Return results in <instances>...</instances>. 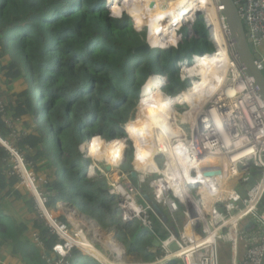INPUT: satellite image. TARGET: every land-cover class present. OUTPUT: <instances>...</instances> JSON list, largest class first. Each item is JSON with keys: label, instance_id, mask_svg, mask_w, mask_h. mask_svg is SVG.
I'll use <instances>...</instances> for the list:
<instances>
[{"label": "trees", "instance_id": "1", "mask_svg": "<svg viewBox=\"0 0 264 264\" xmlns=\"http://www.w3.org/2000/svg\"><path fill=\"white\" fill-rule=\"evenodd\" d=\"M108 2L114 24L109 20L105 0H0V138L22 156L26 165L49 170L48 185L43 186L50 193L49 207L59 201L70 204L102 229L117 230V238L126 245L128 255L139 256L142 238L148 235L141 229L137 235L131 233L130 242L126 240L115 198L108 194L104 178L87 177L90 159L79 147L88 140V147L98 141L102 146L118 144L125 150L123 127L128 129L138 102H153L143 97L158 82L163 83L157 75L160 73H151L154 68L159 65L158 69L169 75L166 93H176L177 88L186 87L177 77L176 62L207 54L212 46L198 16L193 26L198 38L184 41L177 49L165 50L184 38L183 32L192 27L194 17L186 18L193 12L180 21L168 15L150 22L144 19L141 4H131L132 12H126L121 0ZM165 20L166 23H157ZM180 24L174 41L173 29ZM149 35L151 40L153 35L169 40L153 46L163 49L159 51L163 55L160 64L154 54L132 53ZM19 81L22 88L13 92L11 86ZM155 95L158 98L161 93ZM129 133L135 142L134 132ZM12 167L11 153L0 148V243H5L11 255L19 257L23 264H43L40 250L23 237L28 229L26 216H37L31 217L30 225L47 250L58 238L43 226L30 194L17 187L19 177Z\"/></svg>", "mask_w": 264, "mask_h": 264}, {"label": "built area", "instance_id": "2", "mask_svg": "<svg viewBox=\"0 0 264 264\" xmlns=\"http://www.w3.org/2000/svg\"><path fill=\"white\" fill-rule=\"evenodd\" d=\"M233 2L249 42L256 52L264 42V0ZM108 7L109 2L105 0V9L109 12ZM215 8L216 10L212 9L211 17H206L204 12L196 14V17L202 15L207 32L206 39L211 44L212 51L192 55L190 59H183L175 64L179 81L188 82V86L177 93L168 94L166 88L169 75L165 72L157 75L163 79L160 87L162 96L178 98L184 91L193 89L194 82L201 80L200 74L190 76L187 69L195 65L197 58L217 54L220 43L226 41L231 68L221 74L220 68L224 63L220 61L217 63L218 68L212 72L223 77L219 90L213 93L210 86L198 90L200 95L193 97L192 105H183L184 114L190 112L187 118L183 119L178 114L173 120L165 118L166 130H158L161 139L157 144L158 151L149 159L137 155L136 147L129 139L125 127L126 137L121 139L125 151L128 149V142L131 143L133 151L129 171L120 168L124 158L117 165H110L107 171L105 166L100 168L99 162L93 160L87 151L85 153L86 143L83 142L84 148L79 150L82 154L85 153V158L92 159L87 166V177L105 179L108 194L116 200L120 222H138L153 239L159 241V246L152 249L156 255L154 260L134 264H167L172 261L180 264H219L218 243L230 247L229 264L261 263L264 253V101L255 92L251 80L240 67L238 57L232 50L222 15L224 8L218 0H215ZM196 17L192 27L184 30V38L180 37L176 46L165 50L177 49L188 40L187 34L192 33ZM109 20L114 24L111 17ZM255 64L261 70L260 63ZM211 75L209 73L208 79L215 80ZM2 111L3 105L0 102V112ZM138 112L137 106L133 119ZM12 136L16 137L13 133ZM140 141L145 146L142 138ZM214 160L224 161L226 166L214 164ZM11 161L13 173L19 177L17 187L30 194L35 202L38 218L58 238V242L47 250L39 233L36 230L31 232V243L40 250L41 262L73 264V251H82L68 238H79L81 233L88 238L87 224L91 223L66 202L59 201L49 207L50 193L43 190V186L48 185V180L39 178L34 171V165H26L22 156L19 157L14 151L11 153ZM169 168L181 175L173 176L168 171ZM131 171L136 173L135 183L130 178ZM206 172L218 173L216 176L205 177ZM252 172L259 173L255 176L256 183L246 191L245 198L241 199L238 191L244 187ZM144 185L150 190L153 203L168 210V219L174 226L177 225L175 215L181 212L183 222L177 235L169 234L162 240L159 238L160 234L155 231L152 220V214L156 213L147 202L148 195L142 190ZM239 201L242 202V208L237 205ZM45 211L52 214V222ZM247 219H250L249 229L242 225ZM91 242L93 243L92 239ZM240 243L243 244L242 251L239 249ZM172 244L177 246V250L169 249ZM0 264L4 263L0 260Z\"/></svg>", "mask_w": 264, "mask_h": 264}, {"label": "bare ground", "instance_id": "3", "mask_svg": "<svg viewBox=\"0 0 264 264\" xmlns=\"http://www.w3.org/2000/svg\"><path fill=\"white\" fill-rule=\"evenodd\" d=\"M112 1H114V0H112ZM151 3H153V9H150ZM143 8H144L143 9V15H144V17H146L144 19H146L148 21H150V20L158 21L161 19V17L164 14H166L167 12H170V11L171 12L177 11V14H174V15L178 18V21H180L182 16L188 15L191 12H193V14L188 16V18H186V19L195 17L197 13H202V12H204L207 15L206 17H211L213 10H216L215 0H143ZM189 9H192V10L189 13L185 14V11H187ZM125 10H126V12H132V11L127 10V8H125ZM126 12H124V13L127 15V17L135 23V21ZM174 15L172 14L171 16H174ZM166 22H164V23H166ZM157 23H159V22H157ZM161 24H163V23H161ZM181 24L178 27L173 29V32L175 33L174 34V41L176 40V36H177L178 31L180 30ZM170 26L174 27L171 24H170ZM147 29L150 32L149 27H147ZM150 35H151V32H150ZM150 35H149V39L146 42L142 43V45L145 44L149 49H152V47L154 46V45H152L154 43V41H152L150 39ZM160 37L161 36H159L160 40H167V38L165 36H162L161 38ZM167 41L169 42V40H167ZM156 44L157 43L155 42V45ZM226 44H227L226 41L220 43V49L218 50L217 54H209L207 56H204L203 58H197L195 65L193 67L187 69L190 76L200 74L201 80H198L197 82L193 81L194 82L193 89H189L188 91H184L178 97L179 99L174 98V100L171 102V98H164V97L161 98L162 95L158 96V98H157V95H155V94H157V92L158 93L160 92L162 94L160 87L162 86L163 83H161V82H158L157 84L155 83L156 86L151 90V93H149L147 96L143 97V100H145L146 97L152 98L153 102L146 101L145 104L142 102L140 105L139 117L136 119V127H134V130H135L134 136L137 135V137L139 138V146H140L139 149L141 152L138 150L136 143L133 140L132 141L136 147L138 156L142 155V157L149 159L150 156H152V155L154 156L155 153L158 151L157 144H159V142L161 141L158 130L159 129L166 130L165 123H164L165 118H169V119L173 120V117L176 118L177 114L182 116L183 119H185V118H187V116H189L190 112H186L184 114L185 108L183 110H181L180 112L177 111L176 108H178L179 105H181V107L184 104L192 105L193 97L200 95V92L198 90H203V89L207 88L208 86H210V90L213 93H215L219 90V88L223 82V77L222 76L219 77L220 75L213 74L212 72L215 70V68H218L217 63L220 61H223V63H224L223 67L220 68L221 74H224L229 68H231V60L227 54ZM201 60L204 63V65H203L204 67H202L199 64V62ZM209 73L212 74L211 78H213L215 80H209L208 79ZM204 74H205V76H204ZM150 79L154 80L152 78H149L147 80H150ZM147 80L142 85V88H144V85H146ZM141 97H142V94H141ZM140 102H141V100L139 101V103ZM141 115H143V117H141ZM128 127H130V126L128 125ZM129 131H130L129 129H126V133H128L130 135ZM140 138L143 139L145 146H142ZM99 140L101 141V139H99ZM85 146H86L85 149L88 152L87 154L92 156L93 159H95L97 161L102 160V161L106 162L105 168L109 167L110 165H117L124 158V156L121 157L120 151H119V148L117 145L104 148V147H102L101 144L96 142L94 144H91L89 147L87 146V144ZM105 146H108V145H105ZM123 154H124V149H123ZM213 163L214 164H223L224 166H226L224 161L219 162V160H214ZM152 164H153V166L156 167L154 162ZM168 171H170L173 176L181 175L180 172L174 171L171 168H169ZM226 184L229 186V181H227ZM227 185H226V187H227ZM45 214H46L47 218L50 220V222H52V217L49 216L48 212L45 211ZM94 229L95 228H92V227L89 228L92 235L96 233ZM68 239L72 244L79 246V248L82 252H84L85 254L89 253L90 256L92 255V257H95L96 259L100 260L103 264H125L124 261L121 260V259H123L122 257L124 256L123 250L117 244L112 243V242L110 243L111 239H110V241L105 240L106 243L104 244L105 245L104 247L106 248L107 251H109L111 253L112 256H114L116 261H111L106 256H105L106 257L105 258L102 255V253L99 252L96 249V247H94L91 240L88 239L86 236H84V234H82V233L80 234L79 238L69 237ZM84 249L88 250L89 252L85 251Z\"/></svg>", "mask_w": 264, "mask_h": 264}, {"label": "rangeland", "instance_id": "4", "mask_svg": "<svg viewBox=\"0 0 264 264\" xmlns=\"http://www.w3.org/2000/svg\"><path fill=\"white\" fill-rule=\"evenodd\" d=\"M122 1V4H123V6L125 5V8H127V10H129V11H131L129 8H130V5L131 4H134V5H136V6H139L140 4H141V11H142V15H143V0H121ZM107 13H108V16H109V12L107 11ZM174 15V14H177V11H175V12H167L166 14H164L162 17H161V20H163L166 16H168V15ZM175 16V15H174ZM200 18H201V16L202 15H198ZM198 16L195 18V20H194V22L196 21V19L198 18ZM110 17V16H109ZM202 19V18H201ZM164 22H166V20L165 21H163V22H159V23H164ZM204 23V22H203ZM186 30V29H185ZM158 32V31H157ZM147 33H148V30H147ZM187 36H188V40L187 41H189L191 38H198L197 36H196V34L194 33V30H192V33H188L187 34ZM162 37V36H161ZM160 37V38H161ZM187 38V37H186ZM152 41H154V43L152 44V45H154L155 46V42L156 43H158L157 44V47H159L161 44V41L162 40H160L159 39V36H157V35H153V37H152ZM192 46V44L189 46V47H191ZM153 48V47H152ZM159 49H154V50H150V52H149V54H154V55H156V60H157V64L159 63H161L162 62V60L160 59V57H162L163 55L158 51ZM152 52V53H151ZM196 53H198V52H196ZM199 64L202 66V67H204L203 65H204V63L202 62V60L199 62ZM198 65V64H197ZM157 67V68H156ZM155 68H154V70L151 72L152 74H157V73H162V71L161 70H159L158 68H159V65L158 66H156ZM169 84H170V81H169ZM168 84V85H169ZM186 84V86H188V82H186L185 83ZM185 87V86H184ZM184 87H180V88H177L176 89V93H177V91L178 90H180V89H183ZM162 95V94H161ZM163 96H161V98H162ZM179 99V98H178ZM140 100V99H139ZM174 99H172L171 98V102L173 101ZM141 103L142 102H138V104L139 105H137L138 107H139V112H138V114H137V116H136V118H134L133 120H131V122L129 121V123L128 124H130V127H128V129L130 130H132L133 132H134V134H135V130H134V127L136 126V119L139 117V113H140V105H141ZM157 106V105H156ZM185 107L184 106H182L181 107V105H179L178 106V108H176L177 109V111L178 112H180L181 110H183ZM135 114H136V111H135ZM135 114H133V117L135 116ZM132 117V118H133ZM141 117H143V115H141ZM134 122V125H131L133 122ZM125 127L126 126H124L123 127V130H124V132H125ZM130 130V132L133 134V132ZM133 134V135H134ZM134 140H135V143H136V145H137V147H138V150L140 151V149H139V138L137 137V135H136V137L134 136ZM96 142H98V141H95L94 143H96ZM93 143V144H94ZM99 144H100V142H98ZM87 144V143H86ZM102 145V144H101ZM118 146V148H119V151H120V155H121V157L122 156H124V161H123V163H122V165L120 166V168L123 170V171H129L130 170V163H131V161H132V154H133V151H132V146L131 145H129L128 144V149H126V151H125V155L123 154V149L118 145V144H111L110 146ZM109 146V145H108ZM107 147V146H106ZM14 151V150H13ZM86 151L87 150H85V153H86ZM141 152V151H140ZM84 153V154H85ZM18 155V154H17ZM19 157H20V155H18ZM90 156V155H89ZM92 159H93V157L92 156H90ZM87 158V157H86ZM91 158H89V159H91ZM143 158H145V157H143ZM91 159V160H92ZM93 160H95V159H93ZM99 162V167L100 168H103L104 166H105V163L106 162H104V161H98ZM44 164V163H43ZM139 164H137V166H138ZM34 171H35V173L38 175V177L39 178H45V179H50V177L48 176V173H49V170L48 171H43V170H41V169H39V166L38 165H35L34 166ZM29 172V171H28ZM52 179V178H51ZM134 181H133V183H135V179H133ZM142 190H143V192L145 193V194H147L148 195V197L149 198H151V192H150V190L148 189V187H147V185H144L143 186V188H142ZM21 192L22 193H25V190H21ZM50 211H52V210H50ZM8 213V214H7ZM6 214L7 215H9L10 217H13L14 219H16V220H19L17 217H16V215L13 213V212H10V211H7L6 210ZM177 216H178V221L179 220H182L183 218H182V214H181V212H179V213H177ZM31 217H35V218H37V216L35 215V214H32V216ZM31 217L29 216L28 217V220H31ZM86 217V216H85ZM88 218V217H87ZM25 220H27V219H25ZM87 221H89V223H91L90 225H88L87 224V234H88V239H92V241H93V244H94V246L96 247V249H98L102 254H103V256L105 257H107V258H109L111 261H116V259L114 258V256H112L111 255V253L109 252V251H107L106 250V248L104 247L105 245V243H106V241L105 240H107V241H110V239H111V241H110V243L112 242V243H115V244H117L118 246H120L121 247V249L123 250V252H124V256L122 257L123 259H121L122 261H124V263L125 264H130V262H133V259L131 258L132 256L131 255H128V253H127V251H126V245L124 244V242H122V241H120L117 237H118V235H117V230H114V231H111V230H109L110 232H105V231H108V230H105V229H102L94 220H92V219H90V218H88V219H86ZM250 223V219H247V220H245L244 222H242V225H244V227H245V229H249V226H248V224ZM90 227H92V228H95L94 230H95V234H93L92 235V233H91V231L89 230V228ZM242 230H243V228H242ZM243 231H245L246 232V230H243ZM95 235V236H94ZM101 236V237H100ZM100 237V238H99ZM148 237H150V235H148ZM95 238V239H94ZM90 239V240H91ZM100 239V240H99ZM113 240V241H112ZM85 251H87V252H89L88 250H86V249H84ZM86 252V253H87ZM74 253V252H73ZM73 255V254H72ZM105 257V258H106ZM95 258V257H94ZM230 258V250L227 248V247H225V246H220V249H219V262H220V264H224L225 262L227 263V260ZM93 258H91L90 256H88L87 254H85V255H81L80 253H75V255H74V258H73V260H74V263L73 264H100V263H98L96 260V262H94L93 260H92ZM126 260L128 261V262H126ZM1 262H3L2 260H1ZM134 262H135V259H134ZM229 262H230V259L228 260V264H229ZM4 263V262H3ZM176 264H179V263H176Z\"/></svg>", "mask_w": 264, "mask_h": 264}, {"label": "water", "instance_id": "5", "mask_svg": "<svg viewBox=\"0 0 264 264\" xmlns=\"http://www.w3.org/2000/svg\"><path fill=\"white\" fill-rule=\"evenodd\" d=\"M220 5L223 6V11L222 15L225 20V24L227 27V34H228V39L229 42L232 46L233 52L237 55L238 57V62L240 67L244 70L245 74L248 76V78L251 80L252 85L254 87L255 92L260 96L262 101H264V64H261V60L257 55L255 54L246 31L244 30L243 23L239 19L237 13H236V8L234 6L233 0H218ZM150 9H153V3L150 4ZM150 50L149 48L144 44V45H139L136 46L132 49V53L134 55H147L149 54ZM260 63L261 70H258L256 67L255 63ZM262 71V72H261ZM142 91V88H141ZM88 142V140H87ZM84 142V143H87ZM85 144H82L81 148L79 150L84 148ZM0 148L6 150L9 153H13L12 149L10 146L3 141L0 138ZM107 171L109 170V167L105 168ZM218 172H206L204 173L205 177L209 176H216ZM259 175L258 172H252L249 180L246 182L243 188H241L238 193L241 197V199H244L246 196V191H248L250 188L254 186L256 183L255 176ZM130 178L135 179L136 178V173L134 171L130 172ZM147 202L152 206L153 210L155 213L160 214V209L153 203L151 198L147 196ZM237 205L239 208H242V202L239 201L237 202ZM161 216V215H160ZM162 220H166L164 216H161ZM177 235V233L175 234ZM154 243L156 248L159 246V241L157 239H154ZM220 246H225L230 250V247L228 245H224L221 243H218L217 245V257H218V263L219 262V249ZM169 249L172 251L177 250V246L175 244H172L169 246ZM239 249L240 251L243 250V245L242 243L239 244ZM88 255V254H87ZM90 256V255H88ZM91 258L96 260L98 263L102 264L100 261H98L96 258L90 256ZM229 260V259H228ZM225 262L224 264H228ZM264 264V253L262 255L261 263Z\"/></svg>", "mask_w": 264, "mask_h": 264}, {"label": "crops", "instance_id": "6", "mask_svg": "<svg viewBox=\"0 0 264 264\" xmlns=\"http://www.w3.org/2000/svg\"><path fill=\"white\" fill-rule=\"evenodd\" d=\"M255 54L257 55V57L260 58V62L261 64H264V42L262 43V45L256 50ZM5 61V60H4ZM6 62V61H5ZM262 72V71H261ZM22 88V84L21 82H16L14 83L12 86H11V90L13 92H16L18 90H20ZM133 125H134V122H133ZM130 126V125H129ZM136 137V136H135ZM104 148H107V147H110L107 146H102ZM123 157V156H122ZM158 207V206H157ZM160 209V214L156 213V214H152V220H153V223H154V229L157 233L160 234V237L161 240L162 239H166L168 237L169 234H176L177 233V230L178 228L180 227V225L182 224L183 222V219L182 220H177L178 219V216L177 214L175 215V218H176V223L177 225L174 226V224L168 219V210L166 208H162V207H158ZM5 211V210H4ZM50 217H52V214L48 213ZM164 216L166 220H162L161 216ZM17 217V216H16ZM29 216H26V219L28 218ZM31 217V216H30ZM19 218V217H18ZM22 218L25 219V217L22 216ZM87 218V217H86ZM88 219V218H87ZM32 221H29L27 222V231L25 232V234L23 235L24 239H27L31 242V239H30V235H31V232L35 229H33L31 227V224ZM44 226V225H43ZM124 226V232H125V235H126V240L128 242L131 241V233L134 234V235H137L139 234V231L144 230L142 227H140L139 223L138 222H134V223H131V224H123ZM165 228H167V230H165ZM105 230H108V231H105V232H110L109 230L113 231V229H105ZM117 232V231H116ZM145 233L147 235H150L146 232L145 230ZM32 244V243H31ZM243 245V244H242ZM95 247V246H94ZM156 248L155 246V243H154V239L153 237L150 235V237L148 238H142V243H141V246H140V249L141 251L139 252V256H137L136 254L135 255H131L132 259L134 258L135 259V262H134V259H133V262H130V264H134V263H147V262H150L152 260L155 259V256L152 249ZM98 250V249H97ZM99 251V250H98ZM100 252V251H99ZM148 253L152 254L151 256H148L146 255ZM81 255H85L83 254L82 252H80ZM75 255V254H74ZM74 255H73V258H74ZM103 255V254H102ZM144 255H146L145 257H143ZM0 260H2L4 262V264H23L22 263V260L19 258V257H15V256H12L11 255V252H10V249L8 248V246L5 244V243H0ZM98 260V259H97ZM94 261V260H93ZM100 261V260H98ZM95 262V261H94ZM101 262V261H100ZM126 262H128L126 260ZM42 263V262H41ZM102 263V262H101ZM176 263H179L178 261H172V262H169L167 264H176ZM40 264V263H39ZM103 264V263H102ZM180 264V263H179Z\"/></svg>", "mask_w": 264, "mask_h": 264}, {"label": "clouds", "instance_id": "7", "mask_svg": "<svg viewBox=\"0 0 264 264\" xmlns=\"http://www.w3.org/2000/svg\"><path fill=\"white\" fill-rule=\"evenodd\" d=\"M141 91V90H140ZM86 142V141H85ZM132 179V178H131ZM93 260V259H92ZM96 262V261H95Z\"/></svg>", "mask_w": 264, "mask_h": 264}]
</instances>
